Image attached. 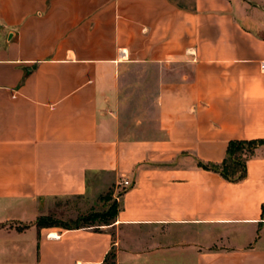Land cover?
Instances as JSON below:
<instances>
[{
  "label": "crops",
  "instance_id": "1",
  "mask_svg": "<svg viewBox=\"0 0 264 264\" xmlns=\"http://www.w3.org/2000/svg\"><path fill=\"white\" fill-rule=\"evenodd\" d=\"M262 63L252 0H0V264H264V146L200 166L264 140ZM99 174L110 225H37Z\"/></svg>",
  "mask_w": 264,
  "mask_h": 264
},
{
  "label": "rangeland",
  "instance_id": "2",
  "mask_svg": "<svg viewBox=\"0 0 264 264\" xmlns=\"http://www.w3.org/2000/svg\"><path fill=\"white\" fill-rule=\"evenodd\" d=\"M264 4V0H252ZM122 188H117L116 180L111 174H99L89 182L88 193L82 197L53 198L46 202L39 222L47 226L71 228L83 223V219L93 213L103 214L111 210L114 213L120 206L119 198ZM112 208V209H111ZM115 217L111 218L113 222ZM37 221V222H38ZM101 220L92 226L101 228ZM105 264H115L114 255H110Z\"/></svg>",
  "mask_w": 264,
  "mask_h": 264
},
{
  "label": "trees",
  "instance_id": "3",
  "mask_svg": "<svg viewBox=\"0 0 264 264\" xmlns=\"http://www.w3.org/2000/svg\"><path fill=\"white\" fill-rule=\"evenodd\" d=\"M264 146V140H251V141H243V140H234L231 141L227 148L226 158L222 162L221 165H213V164H201L204 169L208 171H214L219 173L224 179L230 182H239L246 178L247 176V162L248 160L256 154V151ZM112 209V208H111ZM118 209L111 212V210L103 213L101 215L93 213L91 216L83 219V223L88 225H79L81 227H91L98 220H101L102 226L110 225L112 223L111 218L117 216ZM263 216H264V208H263ZM39 220V219H38ZM38 226L47 225L37 222ZM75 226V227H79ZM72 228V227H71ZM109 259V257H108ZM107 261V260H106Z\"/></svg>",
  "mask_w": 264,
  "mask_h": 264
},
{
  "label": "clouds",
  "instance_id": "4",
  "mask_svg": "<svg viewBox=\"0 0 264 264\" xmlns=\"http://www.w3.org/2000/svg\"><path fill=\"white\" fill-rule=\"evenodd\" d=\"M245 100H261L264 99V81L254 79L244 92Z\"/></svg>",
  "mask_w": 264,
  "mask_h": 264
},
{
  "label": "built area",
  "instance_id": "5",
  "mask_svg": "<svg viewBox=\"0 0 264 264\" xmlns=\"http://www.w3.org/2000/svg\"><path fill=\"white\" fill-rule=\"evenodd\" d=\"M262 69L264 70V63H262ZM124 189L131 188L133 186V183L130 181H124L123 182Z\"/></svg>",
  "mask_w": 264,
  "mask_h": 264
}]
</instances>
